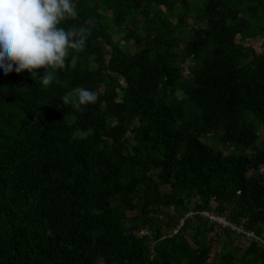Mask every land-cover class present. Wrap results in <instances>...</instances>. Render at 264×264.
<instances>
[{
    "label": "trees",
    "instance_id": "obj_1",
    "mask_svg": "<svg viewBox=\"0 0 264 264\" xmlns=\"http://www.w3.org/2000/svg\"><path fill=\"white\" fill-rule=\"evenodd\" d=\"M73 3L75 66L0 68V264H264V0Z\"/></svg>",
    "mask_w": 264,
    "mask_h": 264
},
{
    "label": "clouds",
    "instance_id": "obj_2",
    "mask_svg": "<svg viewBox=\"0 0 264 264\" xmlns=\"http://www.w3.org/2000/svg\"><path fill=\"white\" fill-rule=\"evenodd\" d=\"M77 17L73 0H0V68L6 74L27 71L48 87L53 74L65 70L69 61L75 66L85 50L90 28L61 26ZM97 99L96 93L76 87L63 95L62 102L82 111Z\"/></svg>",
    "mask_w": 264,
    "mask_h": 264
},
{
    "label": "rangeland",
    "instance_id": "obj_3",
    "mask_svg": "<svg viewBox=\"0 0 264 264\" xmlns=\"http://www.w3.org/2000/svg\"><path fill=\"white\" fill-rule=\"evenodd\" d=\"M121 34H122V33H121ZM121 34H120V33H114L113 38H114V39H119V37L121 36ZM262 41H263L262 38H258L257 41L254 42L255 49H256L257 52H261V50H262V48L260 47V46H261L260 44L262 43ZM263 133H264V131H263ZM263 135H264V134H263ZM209 236L212 237V238H214V232L210 233ZM216 239H217V238H214V242H215ZM248 243H249V242H248V239H241L240 242H238V243L235 242V244H237V246H238L239 249H241V250H244V249L248 246ZM213 245H214V247H213V249H212V253L214 254V253L217 252L219 249H218L217 245H215L214 243H213Z\"/></svg>",
    "mask_w": 264,
    "mask_h": 264
},
{
    "label": "built area",
    "instance_id": "obj_4",
    "mask_svg": "<svg viewBox=\"0 0 264 264\" xmlns=\"http://www.w3.org/2000/svg\"><path fill=\"white\" fill-rule=\"evenodd\" d=\"M211 219L219 224H226V221L223 217H211Z\"/></svg>",
    "mask_w": 264,
    "mask_h": 264
}]
</instances>
